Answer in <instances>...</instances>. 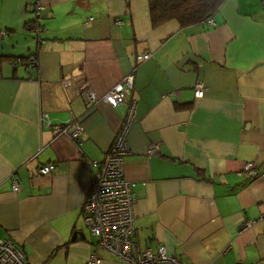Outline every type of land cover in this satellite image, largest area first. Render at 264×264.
Listing matches in <instances>:
<instances>
[{
    "label": "crops",
    "instance_id": "0c3cea01",
    "mask_svg": "<svg viewBox=\"0 0 264 264\" xmlns=\"http://www.w3.org/2000/svg\"><path fill=\"white\" fill-rule=\"evenodd\" d=\"M37 1L39 42L27 27ZM213 20L154 26L149 0H0V238L30 264H87L91 254L124 264L97 247L83 208L127 106L92 104L65 79L82 68L101 99L145 53L125 159L135 241L182 264H264V0H226ZM35 54L36 70L21 64Z\"/></svg>",
    "mask_w": 264,
    "mask_h": 264
},
{
    "label": "built area",
    "instance_id": "2783aa9c",
    "mask_svg": "<svg viewBox=\"0 0 264 264\" xmlns=\"http://www.w3.org/2000/svg\"><path fill=\"white\" fill-rule=\"evenodd\" d=\"M40 2H36V8L43 11L45 7H41ZM207 22L213 26L217 25L213 19ZM150 57V53L137 55L136 63L133 64L123 81L101 99L90 91L82 68L79 67L65 79V87L71 94L86 95L87 100L92 104L104 102L111 107H118L122 104L127 106L126 115L115 143L105 160L99 163V170L94 176L83 208L84 218L91 234L97 240V247L113 253L124 264H182L178 257L169 254L165 246H160L156 250L141 249L134 239L136 200L133 189L135 185L125 176V159L131 154L128 136L135 122L138 107V101L133 96L136 71L139 64L149 60ZM30 64H35L34 58L31 59ZM205 94V85L198 82L194 89L195 98L202 99ZM67 128L58 125L56 131L68 134L69 129ZM83 129L81 125H77L76 130L70 136L76 141L79 140ZM54 169L53 164L41 166L39 174L49 175ZM245 172L253 178L261 174L260 168L254 162L245 165ZM13 187L15 191L20 190L18 180H15ZM253 223L254 221H248L245 229L252 227ZM0 264L30 263L14 240L0 238ZM87 264H102V259L97 254H91Z\"/></svg>",
    "mask_w": 264,
    "mask_h": 264
},
{
    "label": "trees",
    "instance_id": "16d2710c",
    "mask_svg": "<svg viewBox=\"0 0 264 264\" xmlns=\"http://www.w3.org/2000/svg\"><path fill=\"white\" fill-rule=\"evenodd\" d=\"M225 1L226 0H149L152 24L154 26H159L167 21L175 20L178 21L181 26L186 27L207 22L220 10ZM30 10L36 13V18L34 22L28 23L27 27L30 26L31 28L33 26L34 28V25H36V27L41 30L43 26L41 24L43 11L36 8V2L31 4ZM39 41H41L40 37L38 42ZM36 54L30 57L19 58L21 64L36 70V63L38 60ZM32 58L35 59L34 65L30 64Z\"/></svg>",
    "mask_w": 264,
    "mask_h": 264
},
{
    "label": "rangeland",
    "instance_id": "374dc122",
    "mask_svg": "<svg viewBox=\"0 0 264 264\" xmlns=\"http://www.w3.org/2000/svg\"><path fill=\"white\" fill-rule=\"evenodd\" d=\"M40 5H41V7H45V6H46V4H45L44 2H42V1L40 2ZM40 5H39V6H40ZM37 6H38V5H37ZM39 6H38V7H39ZM38 9H39V8H38ZM44 10H45V9H44ZM44 10H43V12H44ZM40 31H41V30H39V29L37 28V30H36V33H37V34L34 33V35H31V36L34 37V38L36 37V38H37V41L39 40V37H40ZM37 35H38V37H37Z\"/></svg>",
    "mask_w": 264,
    "mask_h": 264
},
{
    "label": "clouds",
    "instance_id": "9594fccd",
    "mask_svg": "<svg viewBox=\"0 0 264 264\" xmlns=\"http://www.w3.org/2000/svg\"><path fill=\"white\" fill-rule=\"evenodd\" d=\"M213 19V18H212Z\"/></svg>",
    "mask_w": 264,
    "mask_h": 264
},
{
    "label": "water",
    "instance_id": "95a60500",
    "mask_svg": "<svg viewBox=\"0 0 264 264\" xmlns=\"http://www.w3.org/2000/svg\"><path fill=\"white\" fill-rule=\"evenodd\" d=\"M74 96V95H73Z\"/></svg>",
    "mask_w": 264,
    "mask_h": 264
}]
</instances>
